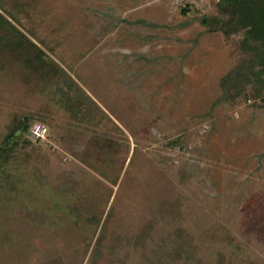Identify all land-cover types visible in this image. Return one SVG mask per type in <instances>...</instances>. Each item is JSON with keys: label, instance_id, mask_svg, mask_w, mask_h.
<instances>
[{"label": "rangeland", "instance_id": "374dc122", "mask_svg": "<svg viewBox=\"0 0 264 264\" xmlns=\"http://www.w3.org/2000/svg\"><path fill=\"white\" fill-rule=\"evenodd\" d=\"M217 2L0 0V144L48 130L0 157V264H264V109L225 98L249 56Z\"/></svg>", "mask_w": 264, "mask_h": 264}, {"label": "trees", "instance_id": "16d2710c", "mask_svg": "<svg viewBox=\"0 0 264 264\" xmlns=\"http://www.w3.org/2000/svg\"><path fill=\"white\" fill-rule=\"evenodd\" d=\"M216 8L218 15L214 18L202 17L200 25L207 28L208 32L221 31L227 36L241 33L240 47L249 56L245 63L222 81L221 87L225 98L232 104L237 101L255 103L258 100L264 109V0H218ZM15 31L20 36V33ZM38 55L35 69H41L45 75H49V82L52 84L56 81H63L64 86L60 84L58 87L60 88L58 89L60 98L65 101L64 97H66L68 102L69 99H72L78 104L85 101L82 97V90L75 82L70 78L66 79L67 76L64 78L63 76L66 75L64 72L57 73L60 69L50 59H47L48 65L41 62L42 53L40 51H38ZM56 69L57 71H55ZM30 122L31 120L22 118L19 125L10 131L0 144V157L9 156L16 141L22 140V138L23 146H29V142L24 138L31 128ZM171 145L173 144L171 143ZM74 216L75 220L79 221L80 215L75 213ZM92 216H94L93 220L90 219ZM92 216L87 221L97 228L100 218L95 214Z\"/></svg>", "mask_w": 264, "mask_h": 264}, {"label": "built area", "instance_id": "2783aa9c", "mask_svg": "<svg viewBox=\"0 0 264 264\" xmlns=\"http://www.w3.org/2000/svg\"><path fill=\"white\" fill-rule=\"evenodd\" d=\"M48 130L41 124H34L28 131V137L33 141H43L47 137Z\"/></svg>", "mask_w": 264, "mask_h": 264}]
</instances>
